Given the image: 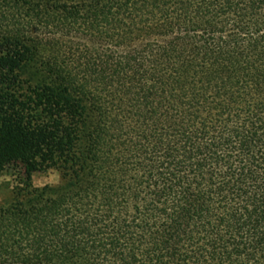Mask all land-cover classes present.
I'll list each match as a JSON object with an SVG mask.
<instances>
[{"label": "trees", "instance_id": "trees-1", "mask_svg": "<svg viewBox=\"0 0 264 264\" xmlns=\"http://www.w3.org/2000/svg\"><path fill=\"white\" fill-rule=\"evenodd\" d=\"M25 163L0 264H264V0H0Z\"/></svg>", "mask_w": 264, "mask_h": 264}, {"label": "rangeland", "instance_id": "rangeland-1", "mask_svg": "<svg viewBox=\"0 0 264 264\" xmlns=\"http://www.w3.org/2000/svg\"><path fill=\"white\" fill-rule=\"evenodd\" d=\"M20 182L28 188H43L57 185L59 177L54 171H45L39 163H25L9 167L0 174V205L10 200L11 189Z\"/></svg>", "mask_w": 264, "mask_h": 264}]
</instances>
